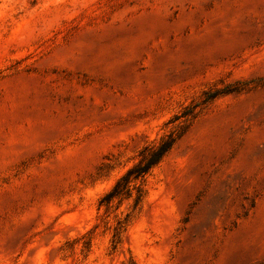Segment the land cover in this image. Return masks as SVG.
Masks as SVG:
<instances>
[{
    "label": "rangeland",
    "instance_id": "obj_1",
    "mask_svg": "<svg viewBox=\"0 0 264 264\" xmlns=\"http://www.w3.org/2000/svg\"><path fill=\"white\" fill-rule=\"evenodd\" d=\"M182 128L114 249L99 200ZM131 260L264 264V0H0V264Z\"/></svg>",
    "mask_w": 264,
    "mask_h": 264
},
{
    "label": "trees",
    "instance_id": "obj_2",
    "mask_svg": "<svg viewBox=\"0 0 264 264\" xmlns=\"http://www.w3.org/2000/svg\"><path fill=\"white\" fill-rule=\"evenodd\" d=\"M247 82H235L227 84L221 89L205 92L201 103L194 104L184 109L178 117L193 118L197 112L196 108L205 105L220 95L239 93L246 89ZM177 117V118H178ZM184 133V128L170 132L158 139L157 142L147 144L139 151L137 161L127 168L114 182L111 189L99 200V206L110 207L113 202H122L132 199L131 212L125 213L123 219L117 221L112 235V245L115 249L120 242L121 233L129 223L131 213L138 211L146 197V179L151 171L156 168L166 155L171 151L176 142ZM86 245V243H85ZM132 262V260H131ZM132 264H134L132 262Z\"/></svg>",
    "mask_w": 264,
    "mask_h": 264
}]
</instances>
